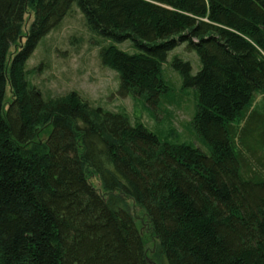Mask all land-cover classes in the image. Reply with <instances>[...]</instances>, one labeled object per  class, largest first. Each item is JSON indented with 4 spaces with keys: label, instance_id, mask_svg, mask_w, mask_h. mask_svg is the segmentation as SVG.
I'll return each mask as SVG.
<instances>
[{
    "label": "trees",
    "instance_id": "16d2710c",
    "mask_svg": "<svg viewBox=\"0 0 264 264\" xmlns=\"http://www.w3.org/2000/svg\"><path fill=\"white\" fill-rule=\"evenodd\" d=\"M74 5L121 95L169 100L198 53L194 143L28 81ZM0 264H264V0H0Z\"/></svg>",
    "mask_w": 264,
    "mask_h": 264
},
{
    "label": "rangeland",
    "instance_id": "374dc122",
    "mask_svg": "<svg viewBox=\"0 0 264 264\" xmlns=\"http://www.w3.org/2000/svg\"><path fill=\"white\" fill-rule=\"evenodd\" d=\"M33 17L32 13L27 14L25 30L29 28ZM109 42L89 29L84 15L74 5L60 26L41 41L28 60L27 79L41 91L46 100L75 94L88 101L92 107L125 112L132 123H144L164 141L194 143L197 134L190 123L198 99L192 87L182 86L181 75L172 61L179 57L190 62L192 74L195 75L202 66L198 53L189 49L187 42L177 45L168 53L164 70L173 81L174 90L165 97L169 100L163 99L155 107L139 95L119 93L118 73L105 66L100 58L102 47ZM115 44L120 49L132 50L128 42ZM12 98L8 86L6 101L10 103ZM258 100L263 101L260 97Z\"/></svg>",
    "mask_w": 264,
    "mask_h": 264
},
{
    "label": "water",
    "instance_id": "95a60500",
    "mask_svg": "<svg viewBox=\"0 0 264 264\" xmlns=\"http://www.w3.org/2000/svg\"><path fill=\"white\" fill-rule=\"evenodd\" d=\"M21 40H23V39H21Z\"/></svg>",
    "mask_w": 264,
    "mask_h": 264
}]
</instances>
